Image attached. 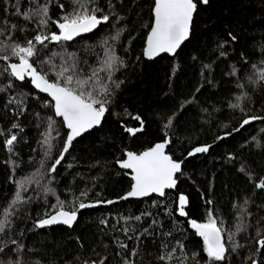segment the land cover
<instances>
[{
    "label": "trees",
    "instance_id": "1",
    "mask_svg": "<svg viewBox=\"0 0 264 264\" xmlns=\"http://www.w3.org/2000/svg\"><path fill=\"white\" fill-rule=\"evenodd\" d=\"M15 2L0 0V21L25 25L21 17L14 15ZM58 3L65 5V11H70L72 6L71 0L53 2L50 15L56 20L63 15ZM111 3L122 17L118 22L113 16L97 32L67 42L68 51L77 52L81 61H87L81 64L86 72L89 66H98L106 50V39L123 61L112 80L103 81L112 90L109 111L100 128L72 144L55 172L49 174L47 169L58 158L68 130L45 106L51 100L38 93L28 79L21 82L7 74L0 76V85H7L9 80L13 85L0 92V129L4 130V135H0V209L13 199L16 181L25 177L32 179L23 194L31 199L19 206L11 231L0 236V240L10 244L15 239L24 246L20 254L22 264L37 261L82 264L84 260L99 261L105 256V264H124L125 259L132 264H166L157 259L161 245L167 244L166 251H170L178 240L185 245L189 257L199 253L196 261L206 264L202 238L189 221L206 222L207 211L212 209L225 232H235L241 220L250 225L247 232L236 235L244 247L231 254L227 261V264H245L246 257L257 247V228L264 235V189L255 187L264 179V120H255L239 132L234 129L239 128L245 115L264 116V85L253 84L249 79H256L253 74L264 70L261 63L264 61V0H209L206 6L198 4L190 40L175 57L164 55L152 62L145 59L144 50L154 0H111ZM20 4L22 10L30 7L28 0H20ZM97 5L105 13L109 11V0H97ZM119 28L123 32L114 41L111 37ZM51 30L58 31L54 25ZM33 34L31 30L18 32L14 38L23 41L25 35L30 38ZM229 34L236 39L233 41ZM56 47L49 44V48ZM46 51L40 53L41 58ZM12 62H16L15 58ZM3 64L0 61V66ZM100 76L104 77L105 73L101 72ZM113 81L122 83L116 88ZM21 93L27 96L26 111L17 115L14 104L5 105L9 96ZM237 96L242 97L239 102ZM236 103L240 104L239 108L230 107ZM49 116L56 121V131L52 133L50 157H46L40 141L46 128L44 120ZM136 116L143 121V131L132 136L125 129L141 127ZM169 119L171 125L164 128ZM13 123L19 124L22 131L12 129ZM9 129L18 137L13 153L3 143ZM228 132L232 134L225 136ZM165 133L171 138L168 154L183 161L177 188L167 192L165 198L152 196L107 207L102 206L104 203L98 204V208L79 211V220L73 229L36 227L35 222L45 218V213H54L51 206L57 203V197L65 202V210L79 203L77 197L81 192H87L86 197H80L85 203L120 200L133 181L131 172L122 170L117 161L126 158V151L140 153L161 142ZM206 145L211 146L208 152L187 155L195 147ZM37 170L38 174L33 176ZM41 186L52 189L55 195H45ZM180 193L188 197L185 217L176 211ZM145 212L151 215H142ZM137 215H141L140 221L133 219L125 223L120 219ZM102 220L107 224H102ZM153 220L157 223L153 224ZM122 228L130 229L127 236ZM116 238L128 248H119ZM133 251L135 255H131ZM254 259L264 264V249ZM167 264H178V261L174 258ZM187 264L195 262L190 258Z\"/></svg>",
    "mask_w": 264,
    "mask_h": 264
},
{
    "label": "snow or ice",
    "instance_id": "2",
    "mask_svg": "<svg viewBox=\"0 0 264 264\" xmlns=\"http://www.w3.org/2000/svg\"><path fill=\"white\" fill-rule=\"evenodd\" d=\"M56 0H28L30 7L21 8L20 0H16L13 5L15 11L14 15L21 17L26 24L18 26L10 23L8 20L0 21V61L4 64L0 66V76L7 74V76L15 78L18 81H25L30 79V82L36 89L42 93H46L51 101L46 103L55 117L62 120L63 125L68 129L66 139L63 141L62 149L59 152L58 158L54 160L47 172L53 173L57 170V165L61 164L65 153H68L73 141L83 134L89 132L91 129L102 124L106 112L109 111L108 105L112 90L103 83L105 79L112 80L115 71L123 66V61L115 54L114 47L108 44L107 39L104 41L106 50L104 56L98 60V66H89L86 72L81 64H86L87 61H81L77 52L68 51L67 42L73 41L76 37L82 34L92 33L97 30L99 26L108 24L110 19L115 16L117 22L122 17L115 11V5L109 0V11L104 12V9L97 5V0H71V10L65 11V5L58 3V7L63 12V15L58 19H53L50 15V6ZM209 0H154L152 8V23L150 32L147 37L144 55L151 59L161 53L175 54L176 50L180 48L181 44L186 41L191 33L194 15L197 13L198 4H208ZM97 13H100L98 15ZM28 25H31L29 29ZM54 25L58 31H52L51 26ZM33 31L34 34L29 38L24 36L21 41L16 34ZM123 29L116 30V34L111 37L112 40L119 39ZM234 41L236 38L229 34ZM226 43V42H225ZM49 44L56 45V49L49 48ZM39 46V47H38ZM223 47V45H221ZM44 50L45 55L40 57V53ZM221 55L226 53L221 52ZM15 58L16 62H12ZM261 63H264L262 61ZM207 67V66H205ZM253 68L256 66L253 65ZM105 73L104 77L100 73ZM233 75L236 74L234 68ZM256 79L250 82L253 84L264 85V70L258 74L254 73ZM54 76L55 79H52ZM122 81H113L116 88H119ZM238 87L243 85L238 84ZM12 82L9 80L7 85H0V92H5L12 88ZM247 98V93L243 94ZM241 96H237L236 100L239 102ZM27 96L23 93L16 96H9L7 105H15L13 111L17 115H23L26 111ZM232 108H239L240 104H230ZM244 112L245 109L241 108ZM140 121L141 127L126 128L125 130L132 136L137 132L143 131V121L139 116L134 117ZM255 120H264V116H247L240 122L239 128L234 131L239 132L246 125H249ZM46 124L45 131L41 134L43 139L40 141L41 146L45 149L44 155L50 157L52 149V133L56 131V121L52 117H47L44 120ZM172 123L169 119L164 125L168 128ZM39 126V125H38ZM12 129L22 128L19 124L13 123ZM9 135L4 139L3 143L9 153L14 152V144L17 142V134L8 130ZM57 136L59 135L56 132ZM232 133H225V136H230ZM0 135H4V130L0 129ZM224 137H218L223 139ZM171 143V138L165 133V137L161 142L155 143L143 152L136 153L133 151H126L124 153L125 159L118 160L117 163L120 168L131 170V184L130 190L120 199L127 200L129 198L148 197L152 194H157L160 197L166 195V190L176 189L179 177L178 173L182 174V163L173 159V157L166 151L168 145ZM210 145L197 146L192 151L188 152V156H194L197 153H206L209 151ZM14 163V162H13ZM41 167L45 166V162H40ZM18 166V165H17ZM33 173V176L38 174ZM32 183L30 177L16 181L17 190L14 193L13 199L6 207L0 209V236L9 233L13 226V217L19 211V206L29 202L30 197H25L23 194L28 191L27 185ZM39 185V181L35 182ZM258 189H264V179L259 180L255 185ZM41 191L47 195L49 193L55 195L52 189L41 186ZM87 192H81L80 197H86ZM77 197L79 203L71 210H65V202L57 197V203L51 207L55 209L54 213H45V218L39 219L35 222L36 227L44 228L56 224L67 225L72 227L77 220V214L81 209L95 207L98 204H113L116 201H96L95 203H85ZM211 204V201H207ZM247 200L245 204H247ZM188 205V197L183 193L178 194L176 199V211L179 216L185 217L188 215L186 207ZM142 215H151L150 212H145ZM250 215V213H248ZM125 223L130 220H141V215L135 217H121ZM102 224H107L106 220L101 221ZM153 224L157 221L153 220ZM192 229L196 234L202 238L203 252L206 254V264H227L228 258L231 254L236 253L238 249L244 247L236 240V235L241 232H247L250 225L245 224L242 220L236 226L235 232H225L217 223V218L214 211L209 209L207 211V220L204 223H198L195 219L189 221ZM125 236L128 235L129 228L120 229ZM145 232L148 229L144 230ZM166 236H171V233H165ZM255 240L257 245L252 254L248 255L245 260L251 261V264H260V261L254 259V256L264 249V235L259 228L256 230ZM128 239H131L129 236ZM116 243L119 248L127 249L128 245L119 238H116ZM11 245V246H10ZM167 244L161 245V254L157 257L159 261L170 262L174 258L177 259L178 264H187L191 258L195 264H198L196 257L199 253H193L191 257L188 256L185 245L181 241H176V246L170 251ZM24 246L17 240L11 239L8 241L0 240V264H22L21 253ZM177 252L181 255L177 256ZM135 251L131 255H135ZM15 255V259H13ZM119 255V253H117ZM107 257L101 258L99 261L84 260L82 264H105ZM35 264H40L39 261ZM124 264H132L131 261L125 259Z\"/></svg>",
    "mask_w": 264,
    "mask_h": 264
},
{
    "label": "water",
    "instance_id": "3",
    "mask_svg": "<svg viewBox=\"0 0 264 264\" xmlns=\"http://www.w3.org/2000/svg\"><path fill=\"white\" fill-rule=\"evenodd\" d=\"M203 5H205V4H203ZM206 5H208V4H206ZM206 5H205V6H206ZM195 15H196V14H195ZM195 15H194V18H195ZM193 21H194V20H193ZM99 28H100V26H99ZM99 28H98L97 30H94L92 33L82 34L81 36L76 37L73 41H70V42H68V43H71V42H74V41H76V40H78V39H81V38H84V37H86V36H89V35H91V34L97 32V31L99 30ZM192 28H193V25H192ZM191 35H192V29H191V33H190L189 38L181 44L180 48H178V49L176 50V53H175V54L161 53L160 55L155 56V57H153V58H151V59L147 58L145 55H144V57H145V59H146L147 61H151V62L157 60L158 58H160L161 56H164V55H168V56H170V57H175V56L177 55V53L181 50V48L184 46V44L190 40ZM146 41H147V40H146ZM28 80H30V79H28ZM32 86H33V88H34L38 93H40V94H42V95H45V96L49 97L46 93H42V92H40L38 89H36V88L34 87V85H32ZM49 99L51 100L50 97H49ZM106 114H107V112H106ZM106 114H105V116H106ZM58 118H59V117H58ZM59 119H61V118H59ZM103 122H104V120H103ZM103 122H102V124H103ZM102 124H101L100 126H98V127H95V128H93V129H91L89 132L83 134L81 137H78L76 140L73 141V143H74L75 141H77L78 139L82 138L83 136H85L86 134L92 132L93 130L100 128V127L102 126ZM66 129H67V128H66ZM67 130H68V129H67ZM168 146H169V145H168ZM71 147H72V146H71ZM71 147H70L69 151L71 150ZM69 151H68V152H69ZM166 151H168V147H167ZM181 167H182V166H181ZM121 169H122V168H121ZM122 170H126V171L131 172V170H128V169H122ZM179 174H180V173H178L177 176H178ZM174 190H175V189L166 190V194H167V192L174 191ZM152 196H157V197L163 199V198H165L166 195H165L164 197H160V196H158L157 194H152V195H150V196H148V197H142V198H129V199H127V200H122V199H120V200H115L116 202L113 203V204H118V203H120V202H122V201L126 202V201H133V200H143V199H147V198L152 197ZM113 204H104V205H102V206L107 207V206H111V205H113ZM98 207H100V205H97V206H95V207L86 208V209H81L80 211H85V210H88V209L98 208ZM78 220H79V216L77 215V220L73 223L72 227H68L67 225H63V224H56V225H51V226H45L44 228H41V229H48V228H52V227H60V226H64V227H67V228H69V229H73V228L75 227V225L77 224Z\"/></svg>",
    "mask_w": 264,
    "mask_h": 264
}]
</instances>
